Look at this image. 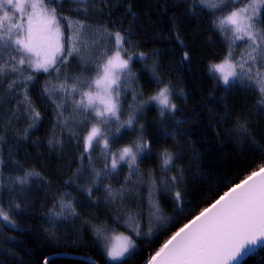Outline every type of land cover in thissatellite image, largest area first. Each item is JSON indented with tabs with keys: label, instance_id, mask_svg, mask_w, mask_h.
Returning <instances> with one entry per match:
<instances>
[{
	"label": "trees",
	"instance_id": "1",
	"mask_svg": "<svg viewBox=\"0 0 264 264\" xmlns=\"http://www.w3.org/2000/svg\"><path fill=\"white\" fill-rule=\"evenodd\" d=\"M73 7L66 2L64 14L81 18L84 14L72 13ZM223 14L203 5L193 6L189 0H111L103 13L89 6L87 24L93 29L102 25L112 32L119 30L130 42L131 47L126 45L129 52L145 53L144 57L134 56L130 62L133 75L122 96L125 113L133 103L134 93L142 94L147 100L163 86L161 80L170 85L171 100L178 109L162 118L156 103L147 104L137 115L135 127L122 130L112 140L113 150L128 145L141 134L140 125H143V135L151 143V153L139 162V176L131 177L139 184L135 188L129 185V194L122 203L110 202L105 186L120 189L129 175L127 166L100 183L89 198L85 189L93 177L87 159L79 160L85 133L83 125L73 127L84 116L69 105L64 113L67 126L57 124L54 106L46 100L41 102L46 74L37 73L36 81L29 88L41 119L26 138L24 130L28 121L23 106L19 107V118L8 124L21 96L7 92V82L0 85V135L4 137L0 152L5 161L0 179L7 185L9 177L22 175L21 166L43 177V180L33 178L23 190L0 188V201L6 209L10 204L21 205V209L11 214L16 226L3 225L0 231V264H43L44 258H48V264H90V260L96 264H119L106 262L102 248L106 241L98 240L94 233L100 226L106 228L107 242L112 236L122 234L135 240V254L125 264H146L160 244L191 219L186 214L152 238L136 237L132 231L137 223L144 232L148 230L151 206L147 174L160 176L159 154L163 149L176 154V171L183 169L181 190L186 194V201H190L185 211L191 210L193 215L264 164V113L257 116L258 89L241 83L227 87L208 70L210 64L221 63L227 55L228 42L213 24L215 17ZM102 43L111 47L107 38ZM240 47L241 43L237 42V53ZM185 51L189 53L188 60L182 59ZM68 71L85 78L94 75L93 71L83 70L75 60ZM240 117L246 118L251 126L248 138L237 127ZM121 119H127V115ZM69 129L80 133L79 143ZM50 140L54 142L49 143ZM92 155L95 168L100 170L104 163L100 149L96 148ZM78 169L82 170L81 174L75 175ZM176 171L168 175H175ZM65 193L64 198L71 199L79 216L50 217V211H59L53 206ZM152 199L158 202L165 216L177 217L171 191L157 184ZM118 208L120 221L117 223L114 217ZM53 224L55 227H50ZM243 264H264V247L246 257Z\"/></svg>",
	"mask_w": 264,
	"mask_h": 264
},
{
	"label": "snow or ice",
	"instance_id": "2",
	"mask_svg": "<svg viewBox=\"0 0 264 264\" xmlns=\"http://www.w3.org/2000/svg\"><path fill=\"white\" fill-rule=\"evenodd\" d=\"M66 2L74 5L70 9L72 13L84 15L79 19L65 15L63 8ZM189 2L193 6L199 4L210 8L214 13H224L217 15L213 24L228 42V51L221 63L209 65V73L227 87L241 83L258 89L257 116L264 113V0ZM110 3L111 0H0V85L7 82V92L21 96L17 110L10 113L8 124L19 118L18 110L23 106L28 121L24 130L26 138L41 119V113L29 95V88L36 81L37 73L46 74L40 92L41 102L46 100L54 106L57 124L67 126L68 119L64 118V113L69 105L78 115L84 116L73 127L83 125L85 133L79 160L87 159L93 177L85 189L89 198L100 183L115 175L122 166H127L129 175L120 189L105 186L110 202L115 204L117 200L122 203L129 194V185L132 188L138 186L139 181L133 182L131 177L139 176V162L151 153V143L143 135V125H140L141 134L128 145L113 150L112 140L121 135L122 130L135 127L137 115L147 104H158L162 118L178 109L171 100L170 85L162 80L163 86L154 95L144 100L142 94L134 93L128 112L122 109V96L133 75L130 62L134 56L144 57L145 53L129 52L130 42L121 31L112 32L102 25L93 29L86 23L89 6L93 11L103 13ZM105 38L111 47L102 43ZM237 41L242 45L238 53L235 51ZM101 48L104 50L100 51ZM189 58V53L183 52L182 59ZM74 60L80 62L83 70L93 71L94 75L85 78L70 73L68 69ZM124 115L127 119H121ZM237 127L246 138L251 136V126L246 118H238ZM69 131L79 143L80 133ZM3 142L4 137L0 135V143ZM252 143H255L254 139ZM96 148L100 149L104 160L100 170L95 168L96 161L92 155ZM159 155L160 176L151 172L147 174L151 206L148 230L144 232L137 223L132 231L136 237L152 238L157 233L162 234L167 226L178 223L179 218L186 214L191 215V219L176 228L149 256L146 264H243L244 258L264 247V164L193 215L191 210L185 211L190 201H186V194L181 190L184 173L183 169L176 171V154L163 149ZM4 166L0 152V177ZM21 171L22 175L9 177L7 185L0 179V188L10 187L14 191L19 187L23 190L33 178L43 180L37 171L23 169L22 166ZM81 171L78 169L75 175ZM171 171H176V174L169 176ZM157 184L171 191L177 217L165 216L158 202L152 199ZM64 197H67L66 193L53 206L59 211H50V217L67 219L69 215L79 216L71 199ZM19 209L21 205L18 203L10 204L6 209L0 201V220L15 227L11 214ZM119 213L118 208L114 217L117 223L120 221ZM94 233L98 240L106 241L102 244L106 262L125 264L135 254L137 245L131 236L114 235L113 242L109 243L104 226L95 228ZM43 264H48V258H44ZM90 264L96 262L90 260Z\"/></svg>",
	"mask_w": 264,
	"mask_h": 264
},
{
	"label": "rangeland",
	"instance_id": "3",
	"mask_svg": "<svg viewBox=\"0 0 264 264\" xmlns=\"http://www.w3.org/2000/svg\"><path fill=\"white\" fill-rule=\"evenodd\" d=\"M239 44L241 43V42H239V41H237ZM80 63V62H79ZM217 76L219 75V74H216ZM221 84H223L222 82H220ZM224 85V84H223ZM157 106H159L158 104H156ZM110 127H114V125H111ZM8 226V227H13L11 224H8L7 222H4V221H2V220H0V231L3 229L2 228V226ZM123 235V234H122ZM124 236H127V235H124ZM108 242L109 243H111V242H113L112 241V237L108 240ZM112 262H118V261H112Z\"/></svg>",
	"mask_w": 264,
	"mask_h": 264
},
{
	"label": "water",
	"instance_id": "4",
	"mask_svg": "<svg viewBox=\"0 0 264 264\" xmlns=\"http://www.w3.org/2000/svg\"><path fill=\"white\" fill-rule=\"evenodd\" d=\"M248 257V256H247ZM245 259V258H244Z\"/></svg>",
	"mask_w": 264,
	"mask_h": 264
}]
</instances>
